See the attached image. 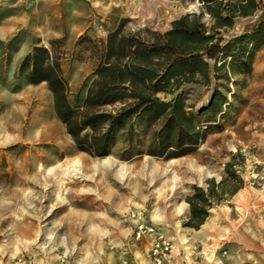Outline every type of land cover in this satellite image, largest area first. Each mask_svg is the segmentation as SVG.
<instances>
[{
    "label": "rangeland",
    "instance_id": "374dc122",
    "mask_svg": "<svg viewBox=\"0 0 264 264\" xmlns=\"http://www.w3.org/2000/svg\"><path fill=\"white\" fill-rule=\"evenodd\" d=\"M174 5L185 11L160 21ZM192 13H203L209 23L198 0H0V264H146L152 238L135 239L133 213L172 239L175 263L213 264L214 247L198 237L201 227L183 226L190 213L186 198L195 186L223 180L237 152L245 158L236 165L244 185L264 183L260 173L249 178L247 167L249 155L264 152L263 69L234 77L241 86L186 85L188 111L200 112L215 91L229 105L221 115L201 119L209 132L203 142L185 154L176 155L179 149L163 156L148 154L147 144L125 156V134L106 157L79 151L57 117L47 84L19 76L33 47L55 50L75 104L120 26L119 37H146ZM64 170L67 179L60 184ZM237 193L243 197L241 189ZM233 197L214 206L210 216L219 208L230 211ZM223 250L215 249L221 256Z\"/></svg>",
    "mask_w": 264,
    "mask_h": 264
},
{
    "label": "trees",
    "instance_id": "16d2710c",
    "mask_svg": "<svg viewBox=\"0 0 264 264\" xmlns=\"http://www.w3.org/2000/svg\"><path fill=\"white\" fill-rule=\"evenodd\" d=\"M198 1L211 23L202 21L203 13H192L174 20L164 33L147 31L146 37L140 33L119 37L120 26L110 34L84 97L75 104L70 100L61 56L53 49L33 47L20 65L19 76L30 84H47L57 117L81 152L106 157L113 152L119 135L125 134V156L141 153L146 144L150 155L163 156L179 149L176 155L185 154L209 134L202 130L201 119L215 118L229 105L226 95L215 91L206 108L188 111L186 85L233 82L241 86L233 76L249 77L255 56L264 47V18L252 30L228 40L221 32L233 27L237 11L238 16H252L258 0H244V5L236 0ZM244 159L237 152L225 165L223 180L211 179L207 188H193L186 198L190 213L183 226L198 230L214 206L243 188L236 165Z\"/></svg>",
    "mask_w": 264,
    "mask_h": 264
},
{
    "label": "crops",
    "instance_id": "0c3cea01",
    "mask_svg": "<svg viewBox=\"0 0 264 264\" xmlns=\"http://www.w3.org/2000/svg\"><path fill=\"white\" fill-rule=\"evenodd\" d=\"M236 2L239 5L246 3L244 0H236ZM200 5L201 11L205 13L201 3ZM237 12L233 27L221 29L223 37L227 40L254 28L248 24V17L238 16ZM225 14L226 12L223 13V15ZM205 15L211 23L210 16L207 13ZM263 56L264 47L255 56L253 72L256 67L260 71L264 70ZM247 167L249 168V178L255 173H260L264 177V152L249 155ZM254 183L245 182L241 189L242 194H240L243 197H239V192L230 201H227L230 211L219 208L221 213L215 217L211 215L199 229L198 237L201 241L204 242L208 239L206 245L214 247L212 251L213 264H264V217L262 215L264 183L260 187L254 186ZM219 246H225L226 256H221L220 252L216 253L215 249ZM146 264H149V261Z\"/></svg>",
    "mask_w": 264,
    "mask_h": 264
},
{
    "label": "built area",
    "instance_id": "2783aa9c",
    "mask_svg": "<svg viewBox=\"0 0 264 264\" xmlns=\"http://www.w3.org/2000/svg\"><path fill=\"white\" fill-rule=\"evenodd\" d=\"M258 1L259 7L255 13L247 19L248 24L253 27H255L261 19L264 18V1ZM257 177H259L258 174L255 175V178ZM262 215L264 217V207H262ZM131 218L135 220L134 237L136 240H141L145 237L152 238L149 251V264H189L184 259L181 263L174 262V243L172 239L168 238L163 231L159 230L155 225L147 223L136 213L131 214ZM222 254L223 256H226L227 250H223Z\"/></svg>",
    "mask_w": 264,
    "mask_h": 264
},
{
    "label": "bare ground",
    "instance_id": "6f19581e",
    "mask_svg": "<svg viewBox=\"0 0 264 264\" xmlns=\"http://www.w3.org/2000/svg\"><path fill=\"white\" fill-rule=\"evenodd\" d=\"M184 11L185 10H184V8L182 6H179V5L171 6V8L169 10H165V12L163 11L164 13H163L162 19L160 18L161 19L160 21H164V23H165L166 21H169L174 16H176V15H178L180 13H183ZM74 171H75V169H74ZM78 173L79 172L76 171V174H78ZM66 175H68V173H67L66 170H64L63 173H62V178L60 179V184H64L65 183L64 180L67 179Z\"/></svg>",
    "mask_w": 264,
    "mask_h": 264
},
{
    "label": "water",
    "instance_id": "95a60500",
    "mask_svg": "<svg viewBox=\"0 0 264 264\" xmlns=\"http://www.w3.org/2000/svg\"><path fill=\"white\" fill-rule=\"evenodd\" d=\"M212 100V98L210 99V101ZM210 101L208 102V104L206 105V107L210 104ZM206 107H204V108H206Z\"/></svg>",
    "mask_w": 264,
    "mask_h": 264
}]
</instances>
